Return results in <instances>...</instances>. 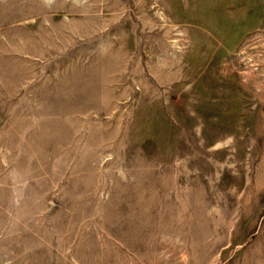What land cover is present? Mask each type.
I'll list each match as a JSON object with an SVG mask.
<instances>
[{
	"label": "rangeland",
	"instance_id": "374dc122",
	"mask_svg": "<svg viewBox=\"0 0 264 264\" xmlns=\"http://www.w3.org/2000/svg\"><path fill=\"white\" fill-rule=\"evenodd\" d=\"M69 1L3 112L0 264H264V0Z\"/></svg>",
	"mask_w": 264,
	"mask_h": 264
},
{
	"label": "crops",
	"instance_id": "0c3cea01",
	"mask_svg": "<svg viewBox=\"0 0 264 264\" xmlns=\"http://www.w3.org/2000/svg\"><path fill=\"white\" fill-rule=\"evenodd\" d=\"M62 1L66 14L70 1ZM58 2L0 0V128L3 112L15 111L20 97L54 94L48 89L55 85L57 33L71 41V24L55 23Z\"/></svg>",
	"mask_w": 264,
	"mask_h": 264
}]
</instances>
